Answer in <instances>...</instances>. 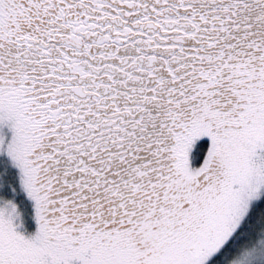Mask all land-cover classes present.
I'll use <instances>...</instances> for the list:
<instances>
[{
    "label": "snow or ice",
    "instance_id": "6c2138e0",
    "mask_svg": "<svg viewBox=\"0 0 264 264\" xmlns=\"http://www.w3.org/2000/svg\"><path fill=\"white\" fill-rule=\"evenodd\" d=\"M0 264H264V0H0Z\"/></svg>",
    "mask_w": 264,
    "mask_h": 264
}]
</instances>
